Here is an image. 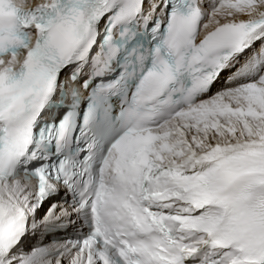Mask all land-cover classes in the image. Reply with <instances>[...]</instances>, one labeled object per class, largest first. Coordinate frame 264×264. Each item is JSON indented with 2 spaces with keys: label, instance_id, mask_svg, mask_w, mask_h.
Listing matches in <instances>:
<instances>
[{
  "label": "snow or ice",
  "instance_id": "obj_1",
  "mask_svg": "<svg viewBox=\"0 0 264 264\" xmlns=\"http://www.w3.org/2000/svg\"><path fill=\"white\" fill-rule=\"evenodd\" d=\"M0 264H264V0H0Z\"/></svg>",
  "mask_w": 264,
  "mask_h": 264
}]
</instances>
